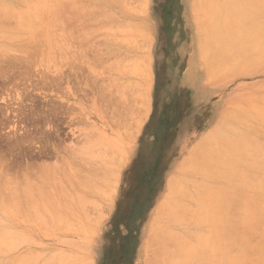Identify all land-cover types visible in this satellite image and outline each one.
I'll return each instance as SVG.
<instances>
[{"label":"rangeland","instance_id":"1","mask_svg":"<svg viewBox=\"0 0 264 264\" xmlns=\"http://www.w3.org/2000/svg\"><path fill=\"white\" fill-rule=\"evenodd\" d=\"M4 1H11L15 9L14 12H11L7 16L8 19L5 16L2 17L4 18L2 19L3 22L0 20V56H2L0 57V107L4 110L0 109V159L2 160H0V171L2 170L1 174H3L0 178L4 180L3 177H5L4 174L6 173L12 180H9L7 177L5 178L6 181L13 182L16 180L12 183V186L14 183H18V181L21 182L18 183L19 185L16 183L21 191V184H24L23 186L33 185L32 190L36 192L33 193L34 196L41 192L45 195V191L47 192L46 197L44 195L42 196L44 199L41 197L42 199L38 200L33 197L34 200H32L30 199V197L32 198V190L29 197L28 193L30 189L24 187L28 191L23 188L25 191L21 192L22 194L19 199L16 198L15 200V198H13L14 200L9 201L0 200L3 201L0 203L2 205H0V218H2L3 221H0V226H3L4 232H6V230H11L12 227H16L15 230L12 228L14 233L12 230L7 231L9 235H11L7 238L10 241L12 240V243L10 241L8 243V239L0 235L1 242L5 238L8 243L7 246L5 243L6 241H3L2 243L0 242L2 244H0L1 248L5 251H0V261L2 262H0V264H58V262L59 264H75V260L77 261L76 264H82L81 262L83 260L88 264H162L163 262H159L158 260V263L155 262L153 254L155 253L153 252V249H158V246L160 245L155 246L152 244L153 246L150 247L147 239L151 238L150 235L152 234L153 218L159 208L160 202L167 201V197L170 195L167 194V192L169 193L168 180L170 177L171 179H175V181L181 180V173L192 174L188 163L182 161L188 160L192 153H194L193 151H195V153L201 152L200 150H197V148L203 147L207 144L206 138L209 139L211 134H220L222 130L227 131L226 129H228L229 126L226 125L227 123L224 124V122H227L226 115H229V113L234 110L235 105H233V103H235L236 100L246 98V103L251 104V100H255L259 97V101L261 100L263 104L261 102L259 104L257 99L258 104L253 101L257 108L255 109L257 118L252 122L251 126L256 129L262 128L260 122L264 119V62L257 63L253 66L248 64L247 66V63L240 64L233 62V60H237L234 59L236 58L235 54L232 53V55H230L231 52L229 51L230 53H228L225 48L223 51L222 47L220 48L216 45L217 49L215 47L214 50L213 46H211L210 49L212 51L209 52L206 50L207 43L205 41L207 40L204 39L207 38L205 36L207 33L204 34L206 31H202L204 27V24L202 25V23L209 22L208 19H210L211 16H209V13L211 11L207 12L208 14L198 12L200 13L198 14L200 17L199 20H203L197 23V21H199L196 14L198 5H191L192 0H60V2L57 1L59 4L56 2L58 7L55 5V7L50 6L49 2V5L47 4L48 6L42 8V10L46 8V12L41 11L43 13L41 17L44 19H41L39 15H35L34 17H40L37 20L41 19L42 24H45H36V26L39 25L40 27L37 26L35 30L32 29L34 31L32 32L31 30L32 34L30 33L29 28L32 26L31 24H33L32 28L35 27V19L33 17L31 19L29 18L30 20L34 19V22L31 23V26L29 27V23L27 24L25 23L26 21H24V18L28 19V17L24 15L25 13L21 15V13L26 10V15L30 16L28 14H31L32 11H30L29 8L33 7L30 5L31 3H23L21 2L22 0ZM203 1L207 2L208 0ZM84 2H86L84 4L85 6L83 5ZM214 2L216 3L217 0ZM52 3L55 4L54 2ZM80 3L84 7L81 6ZM87 5L91 8L93 6L95 9L89 10L90 7L88 8ZM77 6L80 7L76 8ZM203 6L204 5L201 7L203 8ZM48 7L51 8L48 10ZM211 8L213 9V7ZM216 9L217 7H215V10ZM27 10H29V13H27ZM36 10L37 9H33V11L37 12H33V14L41 13ZM136 10H138L140 14ZM140 10L145 12L142 13ZM199 10L200 8L198 11ZM223 10H225V8ZM15 11L18 13H15ZM50 11H52L54 15L49 14ZM75 11H77V13H75ZM133 11L136 12L134 13ZM78 12L80 14H78ZM204 12H206V10ZM212 12L214 13V10ZM212 12L210 14H212ZM217 12L219 13L221 11L219 10ZM82 14L84 15L82 16ZM204 14L206 17H209L206 18L204 16L201 18L200 15ZM216 14L217 13H215V15ZM99 15H102V18ZM58 16H62L63 18L60 17L59 19ZM55 18L57 19L55 20ZM29 19L28 21H30ZM49 19L53 24L48 21ZM80 19L82 21H80ZM88 19H91V21ZM205 19L207 20L204 21ZM96 20L99 22H96ZM59 21L63 22L60 23ZM37 22L38 21H36V23ZM208 22L207 24H209ZM79 23L85 26L81 27V24ZM201 25L203 27H199ZM63 26H65L66 30L63 28L64 30L62 31L61 28ZM23 27L27 28L24 29ZM71 28L73 31H71ZM76 28L78 29L76 30ZM199 28H202V32ZM57 30L62 37L58 34ZM74 30L77 32L76 34ZM96 30L97 32H95ZM9 33L11 36H8ZM52 33H54L56 37ZM12 34L18 36L19 39L18 37L13 38ZM57 35L61 37H59L60 40ZM68 36L72 39L69 40ZM200 37H202V39ZM46 38L50 39L48 40ZM201 40L202 43L200 42ZM29 41L31 42L29 43ZM58 43L60 47L58 46ZM1 46H3V48ZM6 46L8 47L4 48ZM142 48L145 51H143ZM220 49L222 50L221 52ZM217 50L221 54L217 53ZM200 51L202 52L200 53ZM14 54L16 55L14 56ZM246 54L247 56L249 55L247 51ZM217 56L230 59L229 62L231 63L226 62L228 63V66L226 63L224 64V72L221 71L222 69L219 70V66L224 68L223 64H219L218 67H215L217 66L215 61H212L213 63L209 62L211 59H214L212 57ZM248 57L253 58V55ZM6 58L10 59L6 61ZM118 65H121L122 67ZM211 65L214 66L211 67ZM231 66H237V68L235 67L234 69V67ZM210 67L213 71H211ZM228 67H230V69ZM214 68L215 70L219 69L214 71ZM40 70H44L45 72H41ZM6 72L10 73V76H12L11 81L13 80L12 78H14V84H12V81L10 86L9 81H3L7 76V74H5ZM3 73L4 75H2ZM28 74L29 77H31L32 84H37L38 80L39 82L43 81L41 80V75L47 77V83L42 85L41 82H38L39 85L37 84V87L33 90L34 95L28 97V101H24V103L22 102V99H17L15 87H18L20 91H22L25 86L23 81L25 80H19H21V78H26ZM43 76L42 78H44ZM87 77L90 78L87 80ZM3 83H6L7 86ZM21 83L22 85H20ZM31 83H28L30 89ZM104 87L105 89L103 90L102 88ZM34 97H37V99ZM103 98L105 100H103ZM250 98L253 99L250 100ZM33 100L37 103L39 102V105H37V103H32L34 102ZM33 104L44 109H51L52 107V109H54V107L56 109L57 107V109L59 108V111L61 110L59 113L56 109L58 112L55 116L56 118L52 117L54 116L52 113V116L50 115L51 118L49 117V120L48 118L46 119L49 122L46 121V124L44 123V125L47 126H43V132H47V137H44L45 135L42 134L43 137L46 138L45 141L43 137V139L41 138L42 135L37 133V130H34L35 127H32L33 124L31 125V123H33V121H31V123L26 122L28 119H23L24 115L22 116L19 113L21 106H29V108H25L26 111H28V109L31 108V105L34 106ZM114 105L116 107H114ZM121 108L123 113L120 111ZM124 108L126 110H124ZM107 111L108 113H110L109 111H112L109 116H107ZM118 111H120L121 114H119ZM18 115L22 117L18 118ZM118 115L121 117H118ZM109 118H113L114 120H110ZM119 118L122 121L120 125H118ZM135 118L136 121L134 120ZM130 119L133 121V124ZM51 120L56 122L54 123ZM57 121L60 125L57 124ZM1 122H3V124ZM124 122L126 123L125 125H129V127H125L126 130L122 128ZM50 123L51 126L57 124L59 128L54 131V129L57 128V125L56 128L52 126V129V127L50 128ZM131 126L132 128H130ZM17 129L18 131H16ZM57 131L59 132L57 133L59 135H56L55 132ZM123 131L126 134H124ZM28 132L33 134H30V136H32V141L28 139L24 142L26 144L23 142L21 144L20 140L17 141V139L23 138ZM132 132L135 133V138L132 139V141H129L130 136L128 137L126 135H129L130 133L132 134ZM229 132L233 133V130L230 129ZM229 132L228 135L231 134ZM35 134H37V136ZM38 134L40 135L39 137ZM87 134L90 135V138L85 139L87 138ZM100 138L102 139L100 140ZM15 141H17L16 144L13 143ZM92 141H96V143H93ZM91 142L93 145L90 144ZM53 143L55 145H53ZM196 143H198L199 146ZM47 144H49V147ZM99 144L100 146L103 144V148H101ZM87 145H89V147ZM57 146L59 148H56ZM83 146L84 148H82ZM111 148L114 149L115 156H112L115 159L111 158L113 152ZM199 149L203 150V148ZM82 150L88 154L86 153L85 155ZM95 150H98V153L95 152ZM99 150L101 153L104 151V161L106 162L107 160V163L111 164V166L106 165V168H108L107 166L112 168L106 169L103 167L104 165L102 164L106 163L100 158L101 154H99ZM106 152L109 156H105ZM97 154H99L98 157L96 156ZM88 155L95 156L101 160L99 161L98 159L97 161L96 158L95 162L97 163H95L93 161V159L95 160V157L93 158L91 156L90 158ZM40 165L46 166L45 168L48 166L50 167L47 169L43 167L42 169V166ZM181 165H183V168H186L181 169ZM74 168L78 170H75ZM38 169H41L40 172ZM44 169L46 171L48 170L50 175H48V172ZM73 169L76 172L73 171ZM61 170L64 173H61ZM41 171L44 173L43 175ZM51 171L54 173H51ZM58 171L60 173H58ZM37 172L41 173L42 180L40 181L37 178L39 175ZM70 173L73 175H70ZM74 173H76V175ZM78 173L79 175L80 173L82 175L79 176L80 178H77ZM28 174L31 178L30 176H27ZM53 174L58 175L59 178L56 176L57 179H55ZM96 174H99L100 177ZM65 176H67V178ZM90 176L93 177L92 181L96 180V178L97 180L105 178V180H99L100 182L96 184L98 190L101 187V191H96V187H94L95 191H93V189L87 190L89 187L86 188V186H91L90 183H93L90 181ZM106 176L111 177L112 179H108ZM25 177H29L32 180L31 183L34 182V184H38L37 186L40 188L34 184L31 185L24 183L28 180H24ZM193 178L201 180V177L199 176L193 175ZM70 180L74 183L73 185L69 182ZM11 182L9 184H11ZM28 182H30V180ZM59 182H62L64 186ZM103 182L104 184H102ZM106 182L109 183L111 188H108L107 184H105ZM100 184H102V186H100ZM43 185V188H46L45 190L42 188ZM92 186L94 185L92 184ZM104 186L105 188H102ZM36 187L39 189L36 190ZM84 187L86 189H84ZM74 190H77L81 195L76 194L77 192L75 193ZM61 191L64 192L61 193ZM102 191L104 194H106L107 191L108 192L106 195H103L101 193ZM24 193H27V196H25L26 194ZM69 193L70 197L67 196ZM99 193H101V195ZM54 194L58 196L59 201L58 199H55L57 197ZM79 196H84L81 197L82 201ZM107 196L108 198H105ZM25 197L29 198L28 201ZM67 197H69V199L75 198L74 202H71L73 201L71 199L70 204L68 203V205L74 207L75 211L72 210L73 207H70L69 209H71L76 215L72 212L70 213L69 210L66 212L68 214L66 218L69 220H66L70 225L68 226L63 219L60 223L57 221V227L51 228L52 226H55L56 223L54 222L59 220V217L57 218L59 215L58 209L59 212L62 211L63 213L66 208L68 209L66 204V201L68 200ZM24 198L26 201H24ZM65 198L67 199L66 201H64ZM47 199L50 200L48 201ZM29 200L33 202L31 203ZM16 201L18 202V206ZM48 202H50V205ZM60 202H62L61 208L59 205ZM93 202L95 203L93 204ZM45 205L48 208L44 207ZM93 205L95 206L93 207ZM16 206L19 209L23 208V210H18ZM4 208H6V210ZM7 208L9 212L7 211ZM37 209L39 210L36 211ZM43 209H45V211L49 209L50 215L48 214V211L45 213ZM24 210L26 212H24ZM40 210L42 213L39 212ZM62 212H60V214ZM56 213H58V215ZM42 214L46 216L44 217L49 220L50 224L52 223L51 225L46 219L44 221ZM54 214L57 215H55L57 218L56 220L53 218ZM62 217L64 218V216ZM62 217H60V219ZM35 218L36 220H34ZM37 219H43V221H38ZM87 220L93 221H89V223ZM82 222H86L87 224H83L88 225L90 230L87 228L84 229V227L82 230ZM72 223L76 224L73 225ZM5 224L7 225V228ZM60 224H62V227H60ZM64 224L66 226H64ZM49 227L51 229H49ZM78 227H80V229ZM201 228L203 231H206V225L202 224L200 229ZM1 230L2 229L0 228V231ZM10 232L12 233L10 234ZM4 235L6 234L4 233ZM18 235L20 238H18ZM6 246L9 248L7 249ZM174 250H176L175 254H178V249L173 247L172 251ZM40 252L42 253V256ZM206 252L207 254L205 255H208V253L210 255L211 251L205 250L204 253ZM30 253L34 254L31 255ZM69 253L73 255H70ZM78 253L81 255H77L79 258L76 256ZM253 254L255 255V258L251 256L252 259L250 258V260L254 261L258 258V260H255L260 262L258 264H261L262 261H264V255L259 257L254 252L252 255ZM22 255H25V258ZM212 255L214 256V254ZM30 256H32L31 259ZM65 256H67V259H65ZM150 256H153L152 259L154 262L150 261ZM68 257L70 259H68ZM32 259L34 261H32ZM60 259L62 260L60 261ZM80 259L82 260L80 261ZM156 259L158 258L156 257ZM262 264H264V262Z\"/></svg>","mask_w":264,"mask_h":264},{"label":"bare ground","instance_id":"2","mask_svg":"<svg viewBox=\"0 0 264 264\" xmlns=\"http://www.w3.org/2000/svg\"><path fill=\"white\" fill-rule=\"evenodd\" d=\"M21 1V0H20ZM54 2L55 4H53L52 2ZM60 2V0H22L21 2H30L31 4L30 5H32L33 7H30L29 9H30V11H32L31 12V14H28V15H30V16H27L26 15V10L25 11H23L22 13H21V15L22 14H24L26 17H28V19L30 18H34L35 17V15L36 16H42V12L41 11H45V10H47L46 8L44 9V10H42V8H44V7H46V6H48L49 4H50V6H56V7H58V5H57V3L58 2ZM62 1V0H61ZM64 1V0H63ZM198 1V2H197ZM192 0V4L191 5H198V7H197V12H196V14H197V16H198V14H200V13H207V12H212L213 10H214V13L212 12V14H214V15H212V14H210L209 13V16H210V19H208L209 20V24H207V22H205V23H202V25L204 24V27L206 28V29H208V30H206L202 25L201 26H199V27H203V29L202 28H199V30L201 31V29H202V31H206V32H204V34L205 33H207V34H205V36L207 37L206 39H204V40H207V41H205L206 43H207V46H206V50H208L209 52L210 51H212L210 48H211V46H213V49L216 47V45H217V47L219 46L220 48L222 47V50L224 51V48L226 49V51H228V53H230V55H232V53L233 54H235V56H236V58H234V59H237V60H233V62H237V63H240V64H242V63H247L246 65L248 66V64L249 65H251V66H253V65H255V64H257V63H262V62H264V0H217V2L215 3L214 1L215 0H205V1H207V2H204L203 0ZM213 1V2H212ZM10 2V3H9ZM0 1V20H1V22H3L2 21V19H4V18H2V17H5L6 16V18L8 19V15L11 13V12H14V5H13V3L11 2V1ZM50 2V3H49ZM57 2V3H56ZM79 2H81V1H79ZM78 2V3H79ZM127 2V1H126ZM202 2H203V4H202ZM49 3V4H48ZM86 2H84L83 3V5L85 4ZM197 3V4H196ZM48 4V5H47ZM59 4V3H58ZM66 4V3H65ZM68 4V3H67ZM70 4H72V3H70ZM81 4V3H80ZM89 4V3H88ZM27 5V4H26ZM69 5V4H68ZM67 5V6H68ZM72 5H75V4H72ZM82 4H81V6H83ZM93 5V4H92ZM97 5V4H96ZM126 5V4H125ZM202 5H204L203 6V8L201 7ZM217 5V6H216ZM218 5H220V6H218ZM54 6V7H55ZM85 6V5H84ZM83 6V7H84ZM88 6V5H87ZM99 6V5H98ZM200 6V7H199ZM205 6H207V7H205ZM213 7V9L211 8V7ZM64 7V6H63ZM62 7V8H63ZM73 7V6H72ZM71 7V8H72ZM80 6H77L76 8H79ZM90 6H88V8H89ZM208 7H209V9H208ZM215 7H217V9H219L221 12H217V11H219V10H215ZM225 8V10H223L224 8ZM31 8H33V9H37L36 11H40L41 13L40 14H35V13H37V12H35V11H33V9H31ZM49 8H51V7H48V10H49ZM61 8V9H62ZM86 8V7H85ZM91 8V7H90ZM89 8V10H92V9H95V8H93V6H92V8L90 9ZM200 8V10L198 11V9ZM212 10H211V9ZM87 9V8H86ZM126 10H128L127 8H125ZM136 9V8H135ZM56 10H57V8H56ZM55 10V11H56ZM85 10V9H84ZM97 10V9H96ZM102 10H103V8H102ZM139 10V9H138ZM138 10H136V11H138ZM142 10H144V9H142ZM142 10H140V12H142V13H144ZM206 10V12H204ZM209 10V11H208ZM29 10H27V13H29L28 12ZM79 11V10H78ZM88 11V10H87ZM97 11H99V10H97ZM135 11V12H136ZM216 11V12H215ZM17 11H15V13H16ZM33 12H35L34 14H33ZM46 12V11H45ZM44 12V13H45ZM51 12V13H50ZM49 12V14H52V15H54L53 13H52V11H50ZM86 12V11H85ZM134 12V11H133ZM134 12V13H135ZM198 12H200V13H198ZM18 13V12H17ZM75 13H77V11H75ZM81 13H82V10H81ZM138 13H139V11H138ZM202 13V14H203ZM215 13H217L216 15H215ZM34 16H33V15ZM56 14V13H55ZM78 14H80L79 12H78ZM103 14V13H102ZM140 14V13H139ZM200 15L201 16V18L202 17H206V15ZM208 14V13H207ZM68 15H70V14H68ZM84 14H82V16H83ZM100 16V15H99ZM102 16V15H101ZM100 16V17H101ZM196 16V17H197ZM209 16H207L206 18H208ZM18 17V16H17ZM24 17V16H23ZM39 17V18H40ZM53 17V16H52ZM51 17V18H52ZM59 17V16H58ZM60 17H62V16H60ZM60 17H59V19H60ZM65 17V16H64ZM19 18V17H18ZM38 17H36V18H34L35 19V27H33L32 28V26H33V24H31V23H33L34 22V19L33 20H30V21H28V19L26 18H24V21H26L25 23H29V31H30V33L32 34V32H34L32 29H36V27L37 26H39V25H41L42 24V22H41V19L43 18V17H41V19L40 20H37V19H39ZM63 18V17H62ZM102 18V17H101ZM103 18H104V16H103ZM199 16H198V20H199ZM7 19H6V21H7ZM44 19V18H43ZM57 18H55V20H56ZM96 19V18H95ZM94 19V20H95ZM107 19V18H106ZM63 20V19H62ZM89 20V19H88ZM197 20V19H196ZM201 20H203V19H201ZM201 20H199V21H197V23L198 22H200ZM207 19H205L204 21H206ZM17 21V20H16ZM23 21V20H22ZM32 21V22H31ZM36 21H38L37 23H36ZM40 21V22H39ZM48 21H50V19L48 20ZM47 21V22H48ZM73 21H75V20H73ZM79 21V20H78ZM80 21H82L81 19H80ZM79 21V22H80ZM89 21H91V19L89 20ZM98 20H96V22H97ZM0 22V23H1ZM5 22V21H4ZM60 22V21H59ZM61 22H63V21H61ZM60 22V23H61ZM72 22V21H71ZM92 22H94V21H92ZM99 22V21H98ZM22 23V22H21ZM24 23V22H23ZM25 23H24V25H25ZM40 23V24H39ZM49 23V22H48ZM48 23H47V26H48ZM50 23H51V21H50ZM86 23V22H85ZM17 24H18V22H17ZM20 24V23H19ZM31 24V25H30ZM36 24H39V25H37L36 26ZM45 23H43L42 25H44ZM51 24H53V22L51 23ZM79 24H81V23H79ZM87 24V23H86ZM23 25V26H24ZM68 26H69V24H68ZM83 26H85V25H82L81 24V27H83ZM101 26V25H100ZM27 27H23L24 29H26ZM40 27V26H39ZM51 27V26H50ZM81 27H80V29H81ZM88 27V26H87ZM104 27V26H103ZM211 29H209V28ZM17 28V27H16ZM15 28V29H16ZM47 28V27H46ZM48 28H49V26H48ZM58 30H59V28L58 27H56ZM56 28H54V29H56ZM65 29V26H63L61 29H62V31ZM90 28V27H89ZM88 28V29H89ZM99 28V27H98ZM108 28V27H107ZM50 29H52V28H50ZM72 29V28H71ZM75 29V28H74ZM78 28H76V30H77ZM104 29H106V28H104ZM28 30V29H27ZM31 30H32V32H31ZM57 30V32H58V34H60L59 33V31H61V30H59L58 31ZM66 30V29H65ZM82 30V29H81ZM87 30V29H86ZM85 30V31H86ZM20 31V30H19ZM53 31V30H52ZM70 31V30H69ZM71 31H73V29L71 30ZM75 31V30H74ZM91 31V30H90ZM102 31H104V30H102ZM101 31V32H102ZM106 31V30H105ZM201 31V32H202ZM47 32H48V29H47ZM95 32H97V30L95 31ZM8 33V32H7ZM55 33V32H54ZM54 33H52V34H54ZM72 33V32H71ZM77 32L75 31V34H76ZM0 34H1V32H0ZM5 34V33H4ZM34 34V33H33ZM82 34V33H81ZM84 34H85V32H84ZM83 34V35H84ZM88 34V33H87ZM89 34H91V33H89ZM203 34V33H202ZM10 35V33L8 34V36ZM19 35V34H18ZM22 35V34H21ZM25 35H27V34H25ZM41 35H42V32H41ZM45 36H47L48 35V33H47V35L46 34H44ZM49 35H51V34H49ZM55 35V34H54ZM78 35V34H77ZM1 36H4V35H1ZM11 36V35H10ZM12 36H13V38L14 37H18V36H14L13 34H12ZM20 36V35H19ZM34 36V35H33ZM60 36H61V34H60ZM60 36H58L57 35V37L59 38ZM91 36V35H90ZM89 36V37H90ZM203 36V35H202ZM50 37V36H49ZM55 37H56V35H55ZM62 37V36H61ZM60 37V38H61ZM83 37V36H82ZM82 37H81V39H82ZM85 37H87V36H85ZM5 38V37H4ZM10 38V37H9ZM8 38V39H9ZM37 38V37H36ZM51 38V37H50ZM49 38V39H50ZM60 38H59V40H60ZM88 38V37H87ZM201 39H202V37H200ZM1 39H2V37H1ZM10 39H12V38H10ZM18 39H19V37H18ZM46 39H48V38H46ZM48 39V40H49ZM52 39H53V36H52ZM64 39V38H63ZM68 39L70 40V39H72V38H69V36H68ZM30 40H31V38H30ZM32 40H33V38H32ZM42 40V39H41ZM66 40V39H65ZM83 40V39H82ZM34 41V40H33ZM52 41V40H51ZM81 41V40H80ZM86 41V40H85ZM31 41H29V43H30ZM57 42H59V41H57ZM90 42V41H89ZM201 43H202V40L200 41ZM35 43V42H34ZM38 43V42H37ZM41 43V42H40ZM53 43H54V41H53ZM201 43H199L200 45H202ZM205 43V44H206ZM28 44V43H27ZM57 44V43H56ZM81 44V43H80ZM58 46H59V43H58ZM2 48H3V46H1ZM8 46H6V47H4V48H7ZM39 47V46H38ZM54 47V46H53ZM55 47H56V45H55ZM60 47V46H59ZM217 47H216V49H217ZM66 48V47H65ZM143 48H145V47H143ZM142 48V49H143ZM201 48V47H200ZM31 49V48H30ZM59 49V48H58ZM8 50V49H7ZM14 50H16V49H14ZM40 50V49H39ZM45 50V49H44ZM201 50H202V48H201ZM215 50V49H214ZM213 50V51H214ZM218 50H219V48H218ZM218 50H217V53H220L222 50L220 49V52H218ZM9 51H11V50H9ZM31 51V50H30ZM33 51V50H32ZM143 51H145L144 49H143ZM207 51V52H208ZM230 51V52H229ZM246 51H247V53L249 54L248 56H252L253 55V58H249L248 56H247V54H246ZM43 52V51H42ZM57 52V51H56ZM202 51H200V53H201ZM205 52V51H204ZM250 52V53H249ZM36 53V52H35ZM46 53V52H45ZM213 53V52H212ZM216 53V54H217ZM252 53V54H251ZM206 54V53H205ZM215 54V55H216ZM221 54V53H220ZM223 54V53H222ZM16 54H14V56H15ZM26 55V54H25ZM202 55V54H201ZM207 55V54H206ZM209 55V54H208ZM218 55V54H217ZM27 56V55H26ZM234 56V55H233ZM234 56V57H235ZM0 57H2V56H0ZM16 57H18V56H16ZM24 57V56H23ZM232 57V56H231ZM45 58V57H44ZM206 58V57H205ZM212 58H214L213 60L211 59V61H209V62H211V63H213L212 61H215V64H217V66H215V67H218V65L219 64H225L226 62H229L230 61V59L229 58H227V57H220V56H217V57H212ZM10 59V58H9ZM9 59H7L6 58V61L7 60H9ZM23 59H25V58H23ZM42 60H43V58H42ZM45 60V59H44ZM81 60H82V58H81ZM83 61V60H82ZM81 61V62H82ZM87 61V60H86ZM88 62H89V60H88ZM84 63V62H83ZM92 63H94V62H92ZM144 63H145V61H144ZM229 63H231V62H229ZM23 64V63H22ZM43 64V63H42ZM45 64V63H44ZM82 64V63H81ZM227 64V66H228V63H226ZM8 65V64H7ZM25 65V64H24ZM93 65V64H92ZM223 65H221V66H223ZM95 66V65H94ZM118 66H120V67H122L121 65H118ZM145 66V65H144ZM214 65H211V67H213ZM226 66V67H227ZM230 66V65H229ZM4 67V66H3ZM11 67H12V65H11ZM147 67V66H146ZM210 67V68H211ZM231 67H234V69H235V67L237 68V66H231ZM242 67V66H241ZM44 68V67H43ZM118 68V67H117ZM124 68V67H123ZM144 68V67H143ZM220 68V69H219ZM219 70H221V71H223L224 72V69H225V65H224V68H221L220 66H219ZM229 69H230V67H228ZM228 68H226V69H228ZM209 69V68H208ZM218 69H216V70H218ZM228 69V70H229ZM239 69V68H238ZM124 70V69H123ZM128 70V69H127ZM132 70V69H131ZM130 70V71H131ZM147 70V69H146ZM215 70V68H214V71H216ZM29 71V70H28ZM27 71V72H28ZM41 72L42 71H44V70H40ZM40 71H39V73H40ZM125 71V70H124ZM123 71V72H124ZM211 71H213V69L211 68ZM221 71H220V73H221ZM225 71H227V70H225ZM3 72V71H2ZM26 72V71H25ZM33 72V71H32ZM45 72V71H44ZM121 72V71H120ZM142 72H144V71H142ZM219 72V71H218ZM29 73V72H28ZM125 73H126V71H125ZM146 73V72H145ZM144 73V74H145ZM5 74H7V76H6V78L3 80V81H9L10 83H9V86L11 85V83H12V81L14 80V78H12L13 80L11 81V77L12 76H10V73H8V72H6ZM27 74V73H26ZM30 74V73H29ZM29 74H28V76H26V78H21V80H19V81H23V80H25V81H23L25 84V86H24V88H23V90L22 91H20V89L18 88V87H15L16 89V95H17V99H22V102H24V101H28L27 100V98L28 97H30V96H32V95H34L33 94V90H35L34 88L35 87H37V84H38V82H39V80L37 81V84H35V83H31L32 82V80L30 79L31 77H29ZM34 74V73H33ZM32 74V75H33ZM127 74V73H126ZM2 75H4V73L2 74ZM89 75V74H88ZM42 76L43 75H41V80H43V81H40L41 82V84L43 85V84H46L47 83V77L46 76H43L44 78H42ZM95 76V75H94ZM4 77V76H3ZM15 77V76H14ZM19 77H23V76H19ZM46 77V78H45ZM33 78V77H32ZM35 78V77H34ZM90 78V77H89ZM88 77H87V80L89 79ZM92 78V77H91ZM38 79H39V77H38ZM95 79V78H94ZM104 79V78H103ZM16 80V79H15ZM37 80V79H36ZM82 80V79H81ZM17 81V80H16ZM84 81V80H83ZM104 81V80H103ZM146 81V80H145ZM2 82V81H1ZM31 83V89L29 88V84L28 83ZM39 82V83H40ZM84 83V82H83ZM3 84H5L6 86H7V84L6 83H3ZM12 84H14V81H13V83ZM16 84V83H15ZM95 84H96V82H95ZM20 85H22V83L20 84ZM39 85V84H38ZM92 85H94V84H92ZM103 85H104V83H103ZM102 85V86H103ZM140 85H141V83H140ZM101 86V87H102ZM144 86V85H143ZM142 86V87H143ZM14 87V86H13ZM100 87V88H101ZM10 88V87H9ZM54 88H55V86H54ZM13 89V88H12ZM38 89V88H37ZM103 90L105 89V87L104 88H102ZM138 89V88H137ZM96 90V89H95ZM85 91V90H84ZM8 92V91H7ZM12 93V92H11ZM0 94H1V92H0ZM12 95V94H11ZM104 95V94H103ZM102 95V96H103ZM142 95H144V94H142ZM100 97H101V95H100ZM104 97V96H103ZM121 97H123V96H121ZM3 98V97H2ZM5 98V97H4ZM34 98H36L37 99V97H34ZM12 99H13V97H12ZM36 99H34V100H36ZM251 99H253V98H250V100ZM255 99V98H254ZM257 100H258V102H259V104H260V102H261V100L259 101V97L258 98H256ZM255 99V100H256ZM33 100V101H34ZM103 100H105L104 98H103ZM123 100H125V99H123ZM255 100H251V104H247L246 103V101H247V99L246 98H243V99H241V100H236V102L235 103H233V105H235L234 106V110L231 112V113H229V115L227 114L226 115V121L227 122H224V124L225 123H227L226 125H228L229 126V130L230 129H232L233 130V133H231V132H229V130L228 129H226L227 131H225V130H222V132L219 134V133H216V134H211V136L209 135V133H208V135L210 136L209 137V139H207L206 138V140H207V144H203L204 146L203 147H198L197 148V150H200L201 152H197V153H195V151H193L194 153H192V155H191V157L190 158H188V160H186V161H182V162H185V163H188V166H189V168H191V171L190 172H192V174H183V173H181V180H176L175 181V179H171V177H170V179L168 180V188H169V193L167 192V194H170L169 195V197H167L168 198V200L167 201H161L160 202V205H159V208H158V210L156 211V214H155V216H154V218H153V227H152V234L150 235L151 236V238H150V236H149V238L150 239H147L148 240V244H149V246L151 247V246H153V245H160V246H158V249H153L154 251L153 252H155V253H153L154 254V260H155V262L156 263H158V261L159 262H163L164 264H256V262H257V264L258 263H260V262H258V261H255V260H258V258L257 259H255L254 261L253 260H250V258L252 259V257L253 258H255V255L253 256L252 255V253L254 252L256 255H258L259 257L261 256V255H264V119L263 120H261V126H262V128L261 129H256L255 127H253V126H251V124H252V122L257 118V115H256V112H255V109H257L256 108V105H254V102L256 103V104H258V102H257V100L255 101ZM19 101V100H18ZM30 101V100H29ZM32 101V100H31ZM37 101V100H36ZM117 101V100H116ZM254 101V102H253ZM98 102H99V100H98ZM106 102V101H105ZM234 102V101H233ZM264 102V101H263ZM25 103V102H24ZM31 103V102H30ZM32 103H37V102H32ZM31 103V104H32ZM39 103V102H38ZM37 103V105H39ZM119 103V102H118ZM141 103H143V102H141ZM232 103V102H231ZM262 103V102H261ZM33 104V105H34ZM99 104V103H98ZM263 104V103H262ZM37 105H34V106H32L31 105V108L30 109H28V111H26V109L25 108H29V106L28 107H26V106H21V109H20V115H24V118L23 119H28L26 122H30L31 123V121H33V123H31V125H32V127L34 126L35 127V129L34 130H37L38 132L37 133H39L40 135H45L44 137H47L46 136V133L47 132H43V126H45L44 125V123L46 124V119L48 118V120L51 118L50 117V115L52 114V115H54V116H52L53 118L58 114V112L60 113L61 112V110L59 111V108L57 109V107H56V109L58 110V112H57V110L55 109V107H54V109H52L51 107V109H44V108H42V107H37ZM109 105V104H108ZM142 105V104H141ZM57 106V105H56ZM110 106H112V105H110ZM125 106V105H124ZM130 106V105H129ZM132 106V105H131ZM143 106V105H142ZM104 107V106H103ZM114 107H116L115 105H114ZM122 107V106H121ZM135 107V106H134ZM105 108V107H104ZM108 108V107H107ZM106 108V109H107ZM110 108V107H109ZM113 108V107H112ZM111 108V109H112ZM118 108V107H117ZM138 108V107H137ZM140 108V107H139ZM259 108V107H258ZM0 109L1 110H3V108H1L0 107ZM142 109V108H141ZM0 110V111H1ZM113 110V109H112ZM115 110V109H114ZM116 110H118V109H116ZM124 110H126L125 108H124ZM136 110V109H135ZM4 111V110H3ZM106 111V110H105ZM120 111H122V108H121V110ZM120 111H118L119 112V114H121L120 113ZM110 113L112 112V111H109ZM125 112V111H124ZM3 113V112H2ZM17 113H18V111H17ZM104 113V112H103ZM106 113V112H105ZM107 113H108V111H107ZM110 113H108V115L107 116H109L110 115ZM122 113H123V111H122ZM136 113H138V112H136ZM6 114V113H5ZM118 114V113H117ZM125 114V113H124ZM124 114H122V115H124ZM135 114V113H134ZM7 115V114H6ZM15 115H17V114H15ZM20 115H18L17 117L18 118H21L22 116H20ZM112 115V114H111ZM128 115H129V113H128ZM20 116V117H19ZM48 116V117H47ZM107 116H105V117H107ZM126 116V115H125ZM134 116H136V115H134ZM133 116V117H134ZM139 116V115H138ZM137 116V117H138ZM50 117V118H49ZM58 117V116H57ZM118 117H121V116H119L118 115ZM130 117V116H129ZM128 117V118H129ZM56 118V117H55ZM114 118V117H113ZM113 118H109L110 120H112ZM122 118H123V116H122ZM125 118V117H124ZM132 118V117H131ZM9 119V118H8ZM7 119V120H8ZM11 119V118H10ZM3 120V119H2ZM14 120H15V118H14ZM13 120V121H14ZM19 120V119H18ZM114 120V119H113ZM119 120H120V118H119ZM119 120H118V125H120V123H122V121L120 120V122H119ZM125 120V119H124ZM131 120V119H130ZM135 121H136V118L134 119ZM4 121V120H3ZM12 121V122H13ZM51 121H53V120H51ZM50 121V122H51ZM59 121V120H58ZM58 121H57V124H58ZM109 121V120H108ZM117 121V120H116ZM6 122V121H5ZM20 122V121H19ZM24 122V121H23ZM34 122H35V124H34ZM47 122H49V121H47ZM54 122V121H53ZM56 122V121H55ZM54 122V123H55ZM131 122H132V124H133V121L131 120ZM131 122H130V124H131ZM140 122V121H139ZM139 122H138V124H139ZM2 124H3V122H1ZM20 123H22V122H20ZM110 123H112V122H110ZM114 123H116V122H114ZM137 123V122H136ZM220 123H221V121H220ZM48 124V123H47ZM56 124V125H57ZM126 123L124 122V125H125ZM137 124V125H138ZM30 125V124H29ZM56 125H52L54 128H56ZM58 125H60V124H58ZM58 125H57V128L56 129H54V131H56L59 127H58ZM94 125V124H93ZM123 125V126H124ZM220 125V124H219ZM218 125V126H219ZM1 126V125H0ZM47 126V125H46ZM45 126V127H46ZM51 126V123H50V128L52 127ZM122 126V128H124L125 129V127L127 126V125H125L124 127ZM134 126V125H133ZM139 126V125H138ZM221 126V125H220ZM219 126V127H220ZM31 127V126H30ZM33 127V128H34ZM53 127H52V129H53ZM127 127H129V125L127 126ZM140 127V126H139ZM121 128V127H120ZM130 128H132V126L130 127ZM47 129V128H46ZM95 129H97V128H95ZM21 130V129H20ZM49 130V129H48ZM126 130V129H125ZM124 130V131H125ZM219 130H220V128H219ZM16 131H18V129L16 130ZM15 131V132H16ZM32 131V130H31ZM54 131H52V132H54ZM124 131H123V133H124ZM51 132V133H52ZM95 132V131H94ZM136 132V131H135ZM219 132V131H218ZM228 132L229 133H231V134H229V135H231V136H229L228 135ZM49 133V132H48ZM56 133V135H59V134H57V133H59L58 131L57 132H55ZM54 133V134H55ZM93 133V132H92ZM30 134H32L31 132H28V133H26V135L23 137V138H19V139H17V141L18 140H20L21 141V144H22V142L24 143V142H26V140H28V139H30V141H32V136H30ZM38 134V137L40 136ZM90 134V133H89ZM124 134H126V133H124ZM131 134V133H130ZM126 135V136H130L129 138L131 139H129V141H132V139H134L135 138V136H134V134L135 133H133L132 132V134L131 135ZM33 135V134H32ZM36 136H37V134H35ZM34 135V136H35ZM43 135L41 136V138L43 137ZM49 135V134H48ZM94 135V134H93ZM51 136V135H50ZM87 136V138H85V139H88V138H90V135H86ZM103 136V135H102ZM31 137V138H30ZM43 137V138H44ZM57 137V136H56ZM206 137V136H205ZM10 138V137H9ZM40 138V139H41ZM42 138V139H43ZM58 138V137H57ZM95 138H96V135H95ZM41 139V140H42ZM45 139L46 138H44V141H45ZM48 139V138H47ZM56 139V138H55ZM92 139H93V137H92ZM102 138H100V140H101ZM49 140V139H48ZM62 140V139H61ZM94 140V139H93ZM100 140H99V142H100ZM205 140V141H206ZM209 140V141H208ZM17 141H15V142H13V143H15L16 144V142ZM34 141V140H33ZM43 141V140H42ZM85 141V140H84ZM105 141V140H104ZM205 141H202V142H205ZM28 142V141H27ZM41 142V141H40ZM48 142V141H47ZM88 142V141H87ZM93 142V141H92ZM92 142L90 143V144H92ZM95 143H96V141H94ZM93 142V143H94ZM98 142V141H97ZM106 142V141H105ZM18 143H20V142H18ZM17 143V144H18ZM35 143V142H34ZM43 143H45V142H43ZM55 143H57V142H55ZM103 143V142H102ZM108 143V142H107ZM14 144V145H15ZM24 144H26V143H24ZM41 144V143H40ZM198 146H199V144L198 143H196ZM46 145V144H45ZM53 145H55L54 143H53ZM57 145V144H56ZM59 145V144H58ZM93 145V144H92ZM98 145V144H97ZM97 145H96V147H97ZM103 145V144H102ZM102 145L100 146V144H99V146L101 147V148H103L102 147ZM13 146V145H12ZM21 146V145H20ZM47 146L49 147V144H47ZM51 146H52V144H51ZM69 146V145H68ZM88 147H89V145H87ZM105 146V145H104ZM108 146V145H107ZM201 146V145H200ZM14 147V146H13ZM31 147V146H30ZM87 147V148H88ZM93 147V146H92ZM109 147V146H108ZM15 148V147H14ZM56 148H59L58 146L56 147ZM61 148H62V146H61ZM74 148V147H73ZM82 148H84V146L82 147ZM81 148V149H82ZM95 148V147H94ZM107 148V147H106ZM199 148H203V150L202 149H199ZM112 149V151L114 150L113 148H111ZM7 150H9V149H7ZM101 150V149H100ZM100 150H99V152H100ZM104 150V149H103ZM196 150V149H195ZM6 151V150H5ZM83 151V150H82ZM89 151V150H88ZM98 151V150H97ZM96 150H95V152H97ZM111 151V150H110ZM111 151V152H112ZM4 152V151H3ZM46 152V151H45ZM77 152V151H76ZM91 152V151H90ZM83 153L86 155V153L83 151ZM82 153V154H83ZM98 153V152H97ZM104 151L101 153H99V154H101V159H103L104 158ZM200 153V154H199ZM41 154V153H40ZM51 154V153H50ZM70 154V153H69ZM68 154V155H69ZM77 154V153H76ZM75 154V155H76ZM88 154V153H87ZM90 154V153H89ZM99 154H97L96 156L98 157V155ZM106 155L105 156H107L108 154H107V152L105 153ZM191 154V153H190ZM72 155V154H71ZM74 155V154H73ZM95 155V154H94ZM103 155V156H102ZM115 156V154H114V151L112 152V154H111V156ZM117 155V154H116ZM49 156H51V155H49ZM88 156H90V155H88ZM92 156V155H91ZM91 156H90V158H91ZM109 156V155H108ZM110 156V157H111ZM113 156L111 157V158H113ZM1 157V156H0ZM6 157V156H5ZM70 157V156H69ZM93 158L95 157V156H92ZM97 157H95V160L93 159V161L95 162L96 161V158ZM110 157H107V158H110ZM4 158V157H3ZM71 158V157H70ZM100 158H97V161H98V159H99V161L101 160ZM117 158V157H116ZM106 159V158H105ZM113 159H115V158H113ZM124 159V158H123ZM1 160V159H0ZM2 161V160H1ZM71 161V160H70ZM73 161V160H72ZM75 161V160H74ZM103 162H105L104 161V159L102 160ZM112 161V160H111ZM119 161V160H118ZM113 162V161H112ZM120 162V161H119ZM20 163V162H19ZM32 163V162H31ZM95 163H97V162H95ZM106 164H102V165H104L103 167H105L106 168V165H110L111 166V164H109V163H107V160H106V162H105ZM1 164V163H0ZM10 164V163H9ZM54 164V163H53ZM113 164V163H112ZM182 164H184V163H182ZM99 165V164H98ZM101 165V164H100ZM185 165V164H184ZM40 166H42V169H43V167L45 168L46 166H43V165H40ZM57 166V165H56ZM113 166V165H112ZM183 165H181V169L183 168L182 167ZM187 166V167H188ZM4 167V166H3ZM7 167V166H6ZM5 167V168H6ZM50 166H48L47 168H49ZM54 167H55V165H54ZM108 168H106V169H110V168H112V167H109V166H107ZM11 168V167H10ZM9 168V169H10ZM47 168H45V169H47ZM56 168V167H55ZM61 168V167H60ZM184 168H186V167H184ZM183 168V169H184ZM189 168H187V169H189ZM8 169V168H7ZM44 169V170H45ZM75 169V168H74ZM73 169V171H75V170H78V169H75L74 170ZM92 169H95V168H92ZM113 169H115V168H113ZM118 169V168H117ZM40 170L41 169H38V171L40 172ZM50 170V169H49ZM72 170V169H71ZM70 170V171H71ZM116 170V169H115ZM2 171V170H1ZM1 171H0V176H2L3 174H1ZM8 171V170H7ZM23 171V170H22ZM46 171V170H45ZM80 171V170H79ZM82 171H84V170H82ZM109 171V170H108ZM39 172H37V174H39L38 176L37 175H35V176H37V178H38V180L40 181V180H42V176L40 175L41 173H39ZM42 172V171H41ZM46 172H48V170L46 171ZM53 171H51V173H52ZM76 172V171H75ZM87 172V171H86ZM93 172V171H92ZM4 173V172H3ZM54 173V172H53ZM57 173V172H56ZM55 173V174H56ZM58 173H60L59 171H58ZM61 173H64V172H62V170H61ZM99 173V172H98ZM114 173V172H113ZM6 174V173H5ZM4 174V176L5 177H3L4 178V180H2V178H0V200H7V201H9V200H14L13 198H15V200H16V198H20L21 197V192L22 191H25V190H27V189H30L29 190V193H28V196H29V194H30V192H31V190H32V187H33V185L32 184H34V182H32L31 183V176L28 174L27 176H30V178L29 177H25V179L24 180H27L26 182H24V180H23V182L24 183H27V184H31L32 186H30V185H28V186H23L22 184H21V189H22V191L19 189V184L18 183H21V182H19L18 181V185L16 184V183H14L13 184V186H12V183L13 182H15V181H13V182H11L12 180L9 178V175L7 176V174L5 175ZM44 173L42 172V175H43ZM48 175H50L49 174V172L47 173ZM46 174V175H47ZM66 174V173H65ZM72 173H70V175H71ZM75 175H76V173H74ZM85 174V173H84ZM84 174H83V176H84ZM101 174V173H100ZM115 174V173H114ZM73 175V174H72ZM78 175V177L77 178H80L79 176L81 175V173H80V175H79V173L77 174ZM96 175H98L99 177H100V175L99 174H96ZM103 175V174H102ZM193 175H195V176H199V177H201V180H198V178H196V179H194L193 178ZM13 176V175H12ZM41 176V177H40ZM53 176H54V178L55 179H57V178H59L58 177V175H54L53 174ZM56 176H57V178H56ZM82 176V175H81ZM104 176V175H103ZM9 178V180H11L10 182H11V184H9L10 182L9 181H6V179L5 178ZM47 177H49V176H47ZM64 177V176H63ZM66 178H67V176H65ZM70 177V176H69ZM91 177V176H90ZM95 177V176H94ZM102 177V176H101ZM107 177V176H106ZM114 177V176H113ZM45 178V177H44ZM83 178V177H82ZM89 178V177H88ZM108 179L109 178H111V177H107ZM16 179H18V178H16ZM21 179V178H20ZM35 179H36V177H35ZM53 179V178H52ZM60 179H61V177H60ZM92 179H93V177H91V179H90V181L91 182H93V183H90V185L92 186V184L94 185V186H89V185H87V183H86V188L87 187H89V188H87V190H89V189H93V191H95V189H94V187H96V184L97 183H99L100 181H102V180H105V178H103L102 180H97V178H96V180H93L92 181ZM112 179V178H111ZM19 180V179H18ZM30 180V182H28ZM50 180V179H49ZM54 180V179H53ZM69 180V179H68ZM81 180V179H80ZM84 180V179H83ZM86 180V179H85ZM198 180V181H197ZM213 180V181H212ZM54 181H56V180H54ZM59 181V180H58ZM61 181V180H60ZM98 181V182H97ZM69 182H71V180L69 181ZM68 182V183H69ZM80 182H82V181H80ZM86 182V181H85ZM105 182V181H104ZM104 182L102 183V184H104ZM57 183V182H56ZM55 183V184H56ZM60 183V182H59ZM72 183V182H71ZM79 183V182H78ZM9 184V185H8ZM26 184V185H27ZM60 184H62V182L60 183ZM74 183H72V185H73ZM84 184V183H83ZM89 184V183H88ZM102 184H100V186H102ZM105 184H107V186H108V188H111L110 186H109V183L108 182H106ZM16 185H17V187H16ZM34 185H36V184H34ZM38 185V184H37ZM36 185V186H37ZM57 185V184H56ZM63 186H64V184H62ZM66 185V184H65ZM111 185V184H110ZM113 185V184H112ZM15 186V187H14ZM23 186V187H22ZM60 186V185H59ZM70 186V185H69ZM99 186V185H98ZM24 187H26V188H24ZM30 187V188H29ZM37 187H39V186H37ZM36 187V190L37 189H39V188H37ZM44 187V185L42 186V188ZM56 187V186H55ZM62 187V186H61ZM67 187V186H66ZM73 188H75L74 186H72ZM82 187V186H81ZM25 190H24V189ZM60 188V187H59ZM65 188V187H64ZM63 188V189H64ZM85 187H84V189H86ZM97 189H96V191H101V187L99 188V190H98V187H96ZM102 188H105V186L104 187H102ZM34 189H35V187H34ZM44 189V188H43ZM46 189V188H45ZM44 189V190H45ZM56 189H57V187H56ZM66 189H68V188H66ZM72 189V188H71ZM62 190V189H61ZM65 190V189H64ZM69 190V189H68ZM103 190V189H102ZM106 190H108V189H106ZM28 191V190H27ZM26 191V192H27ZM75 191V193L76 194H78V195H81V193L79 194V192L77 191V190H74ZM35 191L34 190H32V193H31V196H32V198L30 197V199H32V200H34V198L35 199H44V197H42L44 194H43V192H41V193H38V195H36V196H34L33 195V193H34ZM46 192L47 191H45V197H46ZM64 191H61V193H63ZM69 192V191H68ZM104 192H106V191H104ZM108 192V191H107ZM107 192H106V194H107ZM36 193V192H35ZM71 193V192H70ZM70 193H69V195H67V196H69L70 197ZM103 195H106V194H104L103 193V191L101 192ZM101 193H99L100 195H101ZM24 194H26L25 196H27V193H24ZM47 194H49V193H47ZM72 194V193H71ZM55 195V194H54ZM63 195V194H62ZM51 196V195H50ZM56 196V195H55ZM86 196V195H85ZM109 196V195H108ZM108 196L107 197H105V198H108ZM23 197H24V195H23ZM34 197V198H33ZM42 197V198H41ZM48 197V196H47ZM53 197V196H52ZM57 198H55V199H58V196H56ZM64 197H66V196H64ZM69 197H67L68 198V200L65 198L64 199V201H66V204H67V207H68V209H67V211H66V209H65V211H64V213H66V212H68L69 210H70V213L72 212L73 213V211H75L74 210V207L73 206H71V205H68V203L70 204V200L72 199H69ZM72 197H73V195H72ZM80 197V196H79ZM78 197V198H79ZM81 197H84V196H81ZM80 197V198H81ZM25 198H27V197H25ZM25 198H24V201H26L25 200ZM90 198V197H89ZM89 198H88V200H89ZM165 198V197H164ZM28 199L29 198H27V201H28ZM74 199L75 198H73L72 200L73 201H71V202H74ZM84 199H87V198H84ZM93 199V198H92ZM46 200V199H45ZM48 201L50 200V199H47ZM81 201H82V198L80 199ZM3 201H0V203H2ZM19 201V200H18ZM21 201V200H20ZM30 201V200H29ZM58 201H59V199H58ZM61 201V200H60ZM63 201V202H64ZM80 201V202H81ZM85 201V200H84ZM84 201H83V204H84ZM87 201V200H86ZM90 201V200H89ZM95 201V200H94ZM98 201V200H97ZM17 202V201H16ZM31 202V201H30ZM33 202V201H32ZM31 202V203H32ZM35 202V201H34ZM79 202V201H78ZM29 203V202H28ZM27 203V204H28ZM49 203V205H50V202H48ZM61 203L62 202H60L59 203V205H60V208H61ZM86 203V202H85ZM95 202H93V204H94ZM5 204V203H4ZM3 204V205H4ZM25 204H26V202H25ZM52 204V203H51ZM72 204V203H71ZM81 204H82V202H81ZM1 205V204H0ZM6 205V204H5ZM21 205V204H20ZM34 205H35V203H34ZM37 205V204H36ZM53 205V204H52ZM80 205V204H79ZM96 205V204H95ZM95 205H93V207L95 206ZM2 206V205H1ZM17 206H18V202H17ZM16 206V207H17ZM27 206H29V205H27ZM31 206V205H30ZM32 206H33V204H32ZM66 206V205H65ZM81 206V205H80ZM44 207H46V205L44 206ZM43 207V208H44ZM52 207H54V206H52ZM59 207V206H58ZM72 208L73 207V211L71 210V209H69V208ZM86 207V206H85ZM85 207H84V209H85ZM88 207V206H87ZM92 207V208H93ZM33 208V207H32ZM36 208H37V206H36ZM35 208V209H36ZM46 208H48V207H46ZM76 208H77V206H76ZM81 208H82V206H81ZM97 208V207H96ZM3 209V208H2ZM5 210H6V208H4ZM10 209H11V207H10ZM16 209V208H15ZM17 209L18 210H20L18 207H17ZM30 209V208H29ZM28 209V210H29ZM64 209V208H63ZM83 209V208H82ZM4 210V211H5ZM14 210V209H13ZM21 210H23V208L21 209ZM39 209H37L36 211H38ZM44 211H45V209H43ZM54 210V209H53ZM52 210V211H53ZM7 211H8V208H7ZM34 211V210H33ZM36 211H34V212H36ZM48 211V214L50 215V213H49V209L47 210ZM47 211H45V213H47ZM55 211V210H54ZM84 211V210H83ZM9 212V211H8ZM11 212V211H10ZM13 212V211H12ZM14 212L16 213V211L14 210ZM24 212H26L25 210H24ZM23 212V213H24ZM40 213H42L41 212V210L39 211ZM60 212H62V211H60ZM60 212H59V209H58V213H59V215H58V213H56V214H54L53 216V218L56 220L58 217V219L59 220H56L54 223H56L55 224V226H52L51 228H53V227H57V221H59V223L64 219V221H66V223L68 224V226L70 225L68 222H67V220H69L68 218H66L67 217V213L66 214H64L63 212L60 214ZM85 212H86V210H85ZM22 213V212H21ZM77 213V212H76ZM14 214V213H13ZM20 214V213H19ZM24 214H26V213H24ZM35 214V213H34ZM33 214V215H34ZM38 214V213H37ZM44 214V213H43ZM42 214V215H43ZM63 214V215H62ZM73 214H75V213H73ZM78 214V213H77ZM86 214H87V212H86ZM39 215V214H38ZM55 215L57 216V218L55 217ZM76 215V214H75ZM78 215H80V214H78ZM30 216H31V214H30ZM35 216V215H34ZM37 216V215H36ZM45 215H43V218H44V221H45V219L47 220V222L49 223V220L47 219V218H45L44 217ZM62 216H64V218L62 217ZM71 216V215H70ZM21 217V216H20ZM24 217H25V215H24ZM28 217H29V213H28ZM38 217V216H37ZM39 217H40V215H39ZM60 217H62L61 219H60ZM42 218V217H41ZM99 218H100V216H99ZM102 218V217H101ZM1 220L0 221H2V218H0ZM67 219V220H66ZM86 219V218H85ZM34 220H36V218L34 219ZM38 221H43V219L41 220H39V219H37ZM52 220V219H51ZM97 220V219H96ZM54 221V220H53ZM88 222L90 221V220H87ZM93 220H91L90 222H92ZM155 221V222H154ZM3 222V221H2ZM7 222V221H6ZM89 222V223H90ZM39 223V222H38ZM53 223V224H54ZM87 224L86 222H82V224ZM8 224V223H7ZM50 224V223H49ZM52 224V223H51ZM50 224V225H51ZM62 224H63V222H62ZM62 224H60L59 226L60 227H62ZM73 224V223H72ZM71 224V225H72ZM74 224H76V223H74ZM73 224V225H74ZM81 224V225H82ZM83 224V226H82V230H83V227H84V229L85 228H87V229H89L90 230V228L88 227V225H84ZM202 224L203 225H206V231H203L204 230V228H203V230H202V228L200 229V227L202 226ZM6 225V224H5ZM8 226H10V225H8ZM64 226H66L65 224H64ZM77 226V225H76ZM75 226V227H76ZM0 228L2 229L1 231H3V226L1 227L0 226ZM6 228H7V225H6ZM6 228H4V229H6ZM9 228V227H8ZM13 228V227H12ZM11 228V230H12V232L14 233V230L16 229V227L15 228H13L12 229ZM50 227H49V229H51ZM79 229H80V227H78ZM55 229V228H54ZM77 229V228H76ZM76 229H75V232H76ZM11 230H6V232L7 231H11ZM72 230V229H71ZM0 231V235L1 236H3V237H5V238H9V236H11V235H9V233L7 232H1ZM78 231V230H77ZM203 231V232H202ZM12 232H10V234L12 233ZM91 232V231H90ZM4 233L6 234V235H8V236H6V235H4ZM17 235V234H16ZM2 238V237H1ZM4 238V240H2V242L3 241H6L7 239H5ZM18 238H20L19 237V235H18ZM21 238H23V237H21ZM11 239H12V237H11ZM8 241V243H9V239L7 240ZM7 241L5 242L6 243V245L8 246V243H7ZM12 241V240H11ZM10 241V242H11ZM15 241V240H14ZM13 241V242H14ZM0 242H1V240H0ZM1 242V243H2ZM0 243V244H1ZM12 243V242H11ZM11 243H10V245H11ZM153 244V245H152ZM2 245V244H1ZM5 246V245H4ZM3 246V247H4ZM6 246V248L8 249L9 247H7ZM12 246V245H11ZM14 247V246H13ZM148 247V246H147ZM173 247H175V249H178V254H175L176 253V250H174V251H172L173 250ZM16 248H17V246H16ZM4 251V249L3 248H1V246H0V251L1 252H3ZM149 250V249H148ZM152 250V249H151ZM205 250H210L211 252H210V255H209V253H208V255H205V254H207V252L206 253H204L205 252ZM9 251V250H8ZM0 252V253H1ZM5 252V251H4ZM11 252V251H10ZM202 252H203V255H202ZM214 254V256L212 255V254ZM3 254H6V253H3ZM31 254V253H30ZM32 254H34V253H32ZM31 254V255H32ZM40 254H41V256H42V253L40 252ZM40 254H38V255H40ZM65 254V253H64ZM70 254V253H69ZM152 254V255H153ZM66 255V254H65ZM70 255H73V254H70ZM75 255V254H74ZM77 255H79V256H81L79 253L78 254H76V256ZM212 255V256H211ZM23 256V255H22ZM25 256V255H24ZM23 256V257H24ZM68 256V255H67ZM67 256H65V259H67L66 257ZM206 256H208V257H206ZM252 256V257H251ZM58 257V256H57ZM70 257V256H69ZM68 257V259H70ZM147 257V256H146ZM151 257V256H150ZM153 257V256H152ZM152 257L150 258V261H152V262H154V260L152 259ZM156 257L158 258V259H156ZM204 257H205V259H204ZM262 257V256H261ZM21 258V257H20ZM25 258V257H24ZM32 258V256H30V259ZM38 258H41V257H38ZM71 258H72V256H71ZM73 258H74V256H73ZM77 258H79L78 256H77ZM149 258V257H148ZM5 259H8V258H5ZM35 259H36V257H35ZM57 259V258H56ZM147 259V258H146ZM21 260H22V258H21ZM38 260V259H37ZM62 259H60V261H61ZM82 259H80V261H81ZM158 260V261H157ZM260 260V259H259ZM32 261H34L33 259H32ZM65 261V260H64ZM64 261H62L63 263H65ZM80 261H78V262H80ZM84 261V260H83ZM81 262L82 264L84 263V264H88L86 261H84V262ZM1 262V261H0ZM58 262V261H57ZM75 262L77 263V261L75 260ZM264 261H262V263H263ZM2 263V262H1ZM24 263V262H23ZM61 263V262H60ZM66 263H67V261H66ZM75 263V264H76ZM149 263V262H148ZM162 263V264H163ZM261 263V264H262ZM7 264V263H6ZM29 264V263H28ZM58 264H59V262H58ZM70 264V263H69ZM90 264V263H89ZM153 264V263H152Z\"/></svg>","mask_w":264,"mask_h":264}]
</instances>
